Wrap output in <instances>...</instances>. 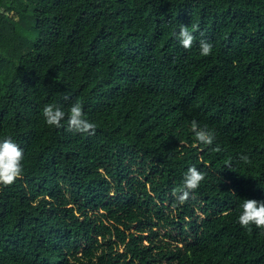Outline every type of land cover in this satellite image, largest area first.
Wrapping results in <instances>:
<instances>
[{
	"label": "trees",
	"instance_id": "16d2710c",
	"mask_svg": "<svg viewBox=\"0 0 264 264\" xmlns=\"http://www.w3.org/2000/svg\"><path fill=\"white\" fill-rule=\"evenodd\" d=\"M76 101L94 134L68 130ZM9 137L24 171L0 185V264H264V229L238 222L264 201V0H0Z\"/></svg>",
	"mask_w": 264,
	"mask_h": 264
},
{
	"label": "clouds",
	"instance_id": "9594fccd",
	"mask_svg": "<svg viewBox=\"0 0 264 264\" xmlns=\"http://www.w3.org/2000/svg\"><path fill=\"white\" fill-rule=\"evenodd\" d=\"M197 29V25H193V31H189L188 26H180L177 37L183 48L190 49L192 47L196 39L193 32ZM199 47L202 56L212 54L213 45L210 42L201 40ZM42 115L47 125L60 128L66 113L60 106L48 104L43 108ZM67 126L69 131L77 133L94 134L96 129V124L85 118L82 101H76L71 105L67 117ZM191 128L199 143L209 146L213 144L215 135L212 131L201 128L196 121H192ZM239 159L245 164L250 163L249 157L246 155H241ZM23 160V149L10 137L0 141V185L10 186L22 177ZM205 176L206 173L195 166L188 168L183 179V186L179 190L180 194L177 196L180 204L189 199L190 193L200 186ZM241 207L242 212L238 217V222L242 228L250 231V226L254 225L258 229H264V201L244 199Z\"/></svg>",
	"mask_w": 264,
	"mask_h": 264
}]
</instances>
